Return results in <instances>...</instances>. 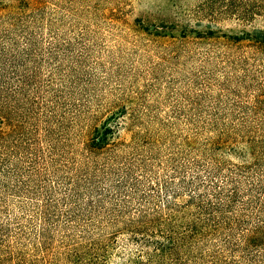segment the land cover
Returning <instances> with one entry per match:
<instances>
[{"label": "rangeland", "instance_id": "374dc122", "mask_svg": "<svg viewBox=\"0 0 264 264\" xmlns=\"http://www.w3.org/2000/svg\"><path fill=\"white\" fill-rule=\"evenodd\" d=\"M36 3L0 0V44L26 79L13 76L0 98L15 126L0 122V264H83L70 249L90 242L105 264H123L148 250L130 221L195 204L217 161L223 180L250 159L242 143L211 139L264 140V44L233 39L264 32V0ZM117 112L132 140L120 133L124 142L89 155L94 128ZM222 243L209 237L196 253L207 260Z\"/></svg>", "mask_w": 264, "mask_h": 264}, {"label": "trees", "instance_id": "16d2710c", "mask_svg": "<svg viewBox=\"0 0 264 264\" xmlns=\"http://www.w3.org/2000/svg\"><path fill=\"white\" fill-rule=\"evenodd\" d=\"M33 6H36V0H27ZM15 12H7L10 14ZM5 16V15H2ZM0 16V18L2 17ZM7 36L3 35L0 41ZM234 41L241 42L248 40L254 45L264 44V32L254 30L248 32L241 37L235 35ZM27 44L34 47L38 44L34 38L28 39ZM0 44V98L6 96L11 91V78L16 76L18 87H24L26 79L18 72H14L18 68V57L10 55L8 48L1 47ZM260 47V46H257ZM20 53L23 50L19 51ZM36 50H33L35 53ZM32 55V54H31ZM26 54L25 56H31ZM10 67V69H9ZM1 100V99H0ZM122 115L127 118V113H115L107 118L100 127H95L92 136L86 144V152L90 155L97 152L110 150L111 147L120 141H125L120 133L129 135L132 140L133 130L129 127L128 120L122 119L116 122V115ZM0 122L9 125L10 130L15 126L10 123L9 112L0 102ZM54 131V127L48 128L47 132ZM218 140H210V144H222L224 140L227 143L234 141V145L242 143L246 149L250 159L247 162L231 163L228 165V174L224 175L223 180L216 179L214 176H220L222 161H217L218 169L215 172L208 171L206 165H202L205 171H208V192L205 190L199 194V199L195 204L182 203L178 208L168 207L169 215L166 218L160 217L154 220L130 221L127 231L136 237L143 239L148 250H143L142 254L131 256L123 264H164L168 256L172 257V264H264V140L262 138H250V134H244L239 140L238 136L234 140L224 139L225 131ZM220 132V133H221ZM6 134V131L0 130V135ZM243 141V142H242ZM195 164V163H194ZM216 173V175H215ZM247 178L248 184L242 187L243 177ZM215 178V179H214ZM202 183L206 180L200 178ZM242 187V189H241ZM247 192L248 198L243 197L240 192ZM179 196H175L178 201ZM242 204L240 214H237L235 204ZM91 208L96 206L91 202H85ZM194 210V212H192ZM124 210H112L111 215L118 216ZM140 211V210H138ZM192 212V213H191ZM144 215L140 213L139 216ZM253 216H257V220L249 225ZM133 220V219H132ZM238 228V229H237ZM238 230V231H237ZM212 236H222L223 246L218 250L208 252V259L205 260V251L197 254L196 251L204 246L206 240ZM151 239H157L155 246L148 243ZM204 248V247H203ZM105 247L90 242L83 246H73L71 256L76 258L79 263L83 264H105L98 252L104 251ZM180 255V257H179Z\"/></svg>", "mask_w": 264, "mask_h": 264}]
</instances>
